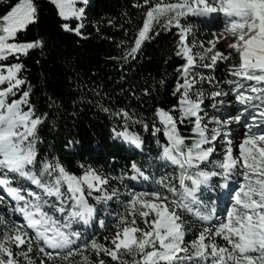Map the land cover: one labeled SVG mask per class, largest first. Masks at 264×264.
<instances>
[{
    "label": "snow or ice",
    "instance_id": "snow-or-ice-1",
    "mask_svg": "<svg viewBox=\"0 0 264 264\" xmlns=\"http://www.w3.org/2000/svg\"><path fill=\"white\" fill-rule=\"evenodd\" d=\"M50 2L62 29L83 38L86 8L78 5L87 0ZM132 7L142 21L130 42L117 43L121 54L109 57L120 80L162 32H175L182 62L174 103L156 104L151 117L101 104L117 121L114 139L145 155V137L132 130L139 126L157 145L156 156L129 158L118 175L85 163L77 174L43 152L41 131L50 119L56 126L51 110L60 105L50 96L41 111L33 102L21 57L45 42L18 38L38 21V8L17 0L0 15V188L9 198L0 196V264H264V0H135ZM190 16L216 23L206 43L189 42L193 26L183 21ZM120 30L127 37L129 29ZM166 87L161 77L139 92L130 86L128 95L143 102Z\"/></svg>",
    "mask_w": 264,
    "mask_h": 264
},
{
    "label": "trees",
    "instance_id": "trees-1",
    "mask_svg": "<svg viewBox=\"0 0 264 264\" xmlns=\"http://www.w3.org/2000/svg\"><path fill=\"white\" fill-rule=\"evenodd\" d=\"M16 2L0 0V15L5 14ZM134 2L87 0L86 5L79 4L86 8L84 37L81 38L62 29L64 21L50 0H35L38 21L30 25L26 32L19 34L20 40L42 38L45 42L42 49L32 50L28 56L21 57L25 66L24 74L33 88V102L41 111L49 110L47 103L50 96L60 105L59 112L55 108L51 110L56 126H51L50 119L49 125L41 131L45 141L41 148L43 152L59 156L61 162L74 173L80 172L79 163H85L105 173L112 170L118 175L129 158L140 163L157 154L155 140L139 126L132 130L145 137V155H141L138 149L127 142L114 139L112 128L117 125V121L101 110V104L112 108L127 106L151 117L152 108L156 104L169 107L174 103L170 95L175 80L174 70L182 62L174 57L175 32H162L154 40L146 42L142 57L127 69L126 81L120 80L122 73L119 63L109 59L121 54V50L116 47L117 43L122 39L130 42L136 25L142 21L141 10L132 7ZM108 19H112L115 26L109 25ZM183 22L193 25L199 23V18L190 16ZM120 25L129 29L127 37L120 30ZM170 56L173 59L165 64ZM225 68L226 65L221 63L216 76L221 77ZM161 77L166 78L167 87L160 89L151 98L145 97L141 102L128 95L130 86H135L139 92L142 87L151 85L153 79L158 81ZM93 89L100 95H95ZM69 141L74 143L69 145ZM113 156L116 158L115 164ZM0 196L9 199L1 191ZM4 211L0 207V212ZM107 234L101 232L98 239L103 242V236ZM57 264L61 262L57 261Z\"/></svg>",
    "mask_w": 264,
    "mask_h": 264
},
{
    "label": "rangeland",
    "instance_id": "rangeland-1",
    "mask_svg": "<svg viewBox=\"0 0 264 264\" xmlns=\"http://www.w3.org/2000/svg\"><path fill=\"white\" fill-rule=\"evenodd\" d=\"M88 23H92V21H89ZM192 26H193L194 35L189 37V42H191L194 39L197 44H199V42L202 40L205 41L206 43L207 39L212 38L211 32L213 30H216L217 28L215 22H206L204 18H199V23H194Z\"/></svg>",
    "mask_w": 264,
    "mask_h": 264
}]
</instances>
